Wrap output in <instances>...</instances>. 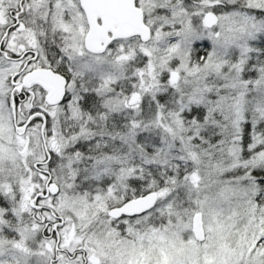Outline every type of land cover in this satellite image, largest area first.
Here are the masks:
<instances>
[{
	"label": "snow or ice",
	"instance_id": "6c2138e0",
	"mask_svg": "<svg viewBox=\"0 0 264 264\" xmlns=\"http://www.w3.org/2000/svg\"><path fill=\"white\" fill-rule=\"evenodd\" d=\"M0 264H264V0H0Z\"/></svg>",
	"mask_w": 264,
	"mask_h": 264
}]
</instances>
